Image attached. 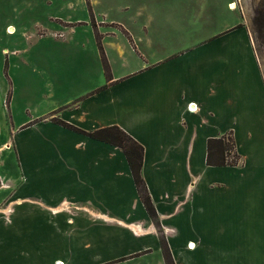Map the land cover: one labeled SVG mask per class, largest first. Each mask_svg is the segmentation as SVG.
I'll list each match as a JSON object with an SVG mask.
<instances>
[{
    "label": "crops",
    "instance_id": "1",
    "mask_svg": "<svg viewBox=\"0 0 264 264\" xmlns=\"http://www.w3.org/2000/svg\"><path fill=\"white\" fill-rule=\"evenodd\" d=\"M240 16V22H228L216 34H222L223 44L192 45L165 54L155 50L153 36L141 25L130 29L125 40L109 39L112 33L103 31L101 54L108 64L100 66L99 81L41 119L80 136L74 143L79 155L65 160V169L74 172L77 191L42 197L49 211L60 212L64 209L59 206L72 203L75 214H65L57 237L28 234L27 247L19 246L26 256L23 264H167L164 243L175 264H260L254 254L241 251L232 223L221 221L220 213L218 221L209 219L210 208H227V201L234 200L231 184L236 180L209 177L208 169L238 165L208 164V142L232 133L242 164L245 147L235 127L244 117L254 118L257 92L264 90L251 33ZM191 102L197 110H189ZM56 119L87 132L118 125L140 142L141 173L156 216L142 202L121 147ZM247 167L251 174L254 161ZM4 175L0 171V199L9 196L16 181ZM248 177L254 180V174ZM16 211L0 208V245L6 244L0 259L5 263L15 264L19 242L11 232L13 238L3 237L1 229L10 228Z\"/></svg>",
    "mask_w": 264,
    "mask_h": 264
},
{
    "label": "rangeland",
    "instance_id": "2",
    "mask_svg": "<svg viewBox=\"0 0 264 264\" xmlns=\"http://www.w3.org/2000/svg\"><path fill=\"white\" fill-rule=\"evenodd\" d=\"M229 1L0 0V171L16 177L9 196L0 199V208H17L10 228L1 229V234L7 238L11 232L19 242L15 264L26 259L19 246L27 247L28 234L39 238L48 232L57 237L65 214L71 218L75 214L72 203L59 206L64 209L60 212L49 211L42 197L77 191L74 172L65 169V160L79 155L74 143L80 136L54 129L41 119L99 81L100 66L108 64L101 54L103 31L117 35L109 39L125 40L130 29L141 25L153 36L155 50L165 54L192 45L223 44L222 34H216L228 22H240L241 14L264 79V41L255 25L261 0H232L237 2L235 9ZM257 93L254 118L244 117L243 124L235 127L245 147L242 164L234 136L228 132V159L238 167L209 168L207 175L236 180L231 184L234 200L227 201V208H210L209 219L218 221L220 213L221 221L232 223L241 251L254 254L264 264V90ZM253 161L249 174L247 165ZM253 174L254 180L248 177ZM5 248L6 244L0 245V254L6 253ZM0 264L12 263L0 259Z\"/></svg>",
    "mask_w": 264,
    "mask_h": 264
},
{
    "label": "trees",
    "instance_id": "3",
    "mask_svg": "<svg viewBox=\"0 0 264 264\" xmlns=\"http://www.w3.org/2000/svg\"><path fill=\"white\" fill-rule=\"evenodd\" d=\"M255 25L257 32L264 41V0H261L255 17ZM59 124L70 128L72 130L87 134L94 139L101 140L112 145L121 147L124 151L128 162L130 164L132 175L137 186L140 198L144 203L149 214L153 217L156 216L155 206L151 200L144 178L142 177L141 169L144 158V146L138 142L129 133L123 130L118 125H110L103 128L96 129L94 131H84L72 124H69L63 120L56 119ZM231 137V136H230ZM230 138L224 136L223 138H213L208 142V164L211 165H235L236 162L227 161L226 150L229 148L228 142ZM163 251L167 264H175L174 259L168 246L163 244Z\"/></svg>",
    "mask_w": 264,
    "mask_h": 264
},
{
    "label": "built area",
    "instance_id": "4",
    "mask_svg": "<svg viewBox=\"0 0 264 264\" xmlns=\"http://www.w3.org/2000/svg\"><path fill=\"white\" fill-rule=\"evenodd\" d=\"M188 108H189V110H192V111H193V110H197V109H198V106H197L194 102H193V103L191 102V103L189 104ZM227 137L229 138L230 135H227ZM230 146H231V145H230ZM230 146H229V147H230ZM227 150H231V148H230V149H227ZM227 150H226V158H227V161L233 162V160H229V159H228V153H229V152H228ZM57 264H63V262L60 263V261H58Z\"/></svg>",
    "mask_w": 264,
    "mask_h": 264
},
{
    "label": "bare ground",
    "instance_id": "5",
    "mask_svg": "<svg viewBox=\"0 0 264 264\" xmlns=\"http://www.w3.org/2000/svg\"><path fill=\"white\" fill-rule=\"evenodd\" d=\"M230 5H231V7H232L233 9H235V7H236V5H237V2H236V1H232ZM10 30L12 31V28H11Z\"/></svg>",
    "mask_w": 264,
    "mask_h": 264
}]
</instances>
